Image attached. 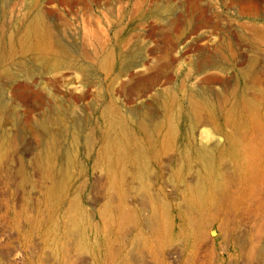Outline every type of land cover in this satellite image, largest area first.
I'll list each match as a JSON object with an SVG mask.
<instances>
[{
	"label": "rangeland",
	"instance_id": "obj_1",
	"mask_svg": "<svg viewBox=\"0 0 264 264\" xmlns=\"http://www.w3.org/2000/svg\"><path fill=\"white\" fill-rule=\"evenodd\" d=\"M0 264H264V0H0Z\"/></svg>",
	"mask_w": 264,
	"mask_h": 264
}]
</instances>
